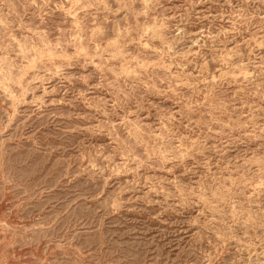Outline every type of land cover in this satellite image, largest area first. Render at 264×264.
Masks as SVG:
<instances>
[{
	"label": "rangeland",
	"instance_id": "obj_1",
	"mask_svg": "<svg viewBox=\"0 0 264 264\" xmlns=\"http://www.w3.org/2000/svg\"><path fill=\"white\" fill-rule=\"evenodd\" d=\"M0 264H264V0H0Z\"/></svg>",
	"mask_w": 264,
	"mask_h": 264
}]
</instances>
